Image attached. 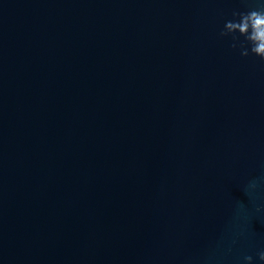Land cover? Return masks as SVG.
I'll return each mask as SVG.
<instances>
[{"label": "water", "instance_id": "obj_1", "mask_svg": "<svg viewBox=\"0 0 264 264\" xmlns=\"http://www.w3.org/2000/svg\"><path fill=\"white\" fill-rule=\"evenodd\" d=\"M253 4L0 0V264H259Z\"/></svg>", "mask_w": 264, "mask_h": 264}, {"label": "clouds", "instance_id": "obj_2", "mask_svg": "<svg viewBox=\"0 0 264 264\" xmlns=\"http://www.w3.org/2000/svg\"><path fill=\"white\" fill-rule=\"evenodd\" d=\"M219 37L230 38V47H239L242 57L252 55L264 61V0H254L248 11H233L232 19L225 21ZM260 183H264V177L259 181H249L242 187L250 200L256 197ZM255 212L264 215V206H257ZM243 260L244 264H256L251 255L244 256ZM256 260L259 264H264V249L258 251Z\"/></svg>", "mask_w": 264, "mask_h": 264}]
</instances>
